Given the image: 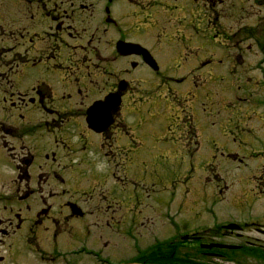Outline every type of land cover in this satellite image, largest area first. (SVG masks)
Returning <instances> with one entry per match:
<instances>
[{
  "label": "flooded vegetation",
  "instance_id": "flooded-vegetation-1",
  "mask_svg": "<svg viewBox=\"0 0 264 264\" xmlns=\"http://www.w3.org/2000/svg\"><path fill=\"white\" fill-rule=\"evenodd\" d=\"M167 2L0 0V149L10 164L0 183V264H111L101 248L117 245L113 234L102 235L113 226L132 239L130 261L264 264V209H239L224 219L206 210L209 222L199 236L172 232L164 242L152 234L150 245H137V226L147 229L148 210L158 212L161 195L152 199L155 209L140 193L123 195L117 178H127L133 164L135 132L152 147L168 137L135 124L136 105L162 101L166 82L186 79L167 73L185 65L191 80L205 70L203 98L221 110L256 98L263 87L252 82L250 73L260 68L252 69L249 57L264 53V0H185L171 8ZM173 60L176 67L165 69ZM183 96L195 97L191 84ZM189 115L185 126L195 135L203 124ZM169 137L166 145L181 147ZM37 151L44 154L39 168ZM167 211L160 215L166 224L160 221L171 226ZM84 236L99 241L89 245ZM210 243L229 248L196 251Z\"/></svg>",
  "mask_w": 264,
  "mask_h": 264
},
{
  "label": "rangeland",
  "instance_id": "rangeland-1",
  "mask_svg": "<svg viewBox=\"0 0 264 264\" xmlns=\"http://www.w3.org/2000/svg\"><path fill=\"white\" fill-rule=\"evenodd\" d=\"M184 2L185 0H168L167 4L171 8L176 5L180 6L182 5L181 3ZM256 11L257 9H254L251 13L258 19L261 14L258 15ZM159 59L165 63V56ZM257 60H259L258 63H256ZM249 61L251 62L252 69L255 67L264 71L263 52L256 58L249 57ZM186 68L187 65H185L182 70ZM255 71L251 72L250 76H252V73H255ZM256 74L257 73L254 75L255 77ZM184 86L185 84H182L180 87L182 88ZM203 91L204 88L202 89V93ZM255 97L256 99H253L255 101L250 97L247 99L248 102L237 104L230 109L238 116L230 118V121L236 124L234 120H236V118L240 119V127H244L245 129L244 137H237L238 143H236L230 135L228 136L229 138H226L224 131L219 126V124L222 123L218 121L220 115L223 114L220 112L221 108L217 103L210 104L214 102V99L211 100V102H207L203 97H199L194 103L195 113L194 111L190 113L191 115L198 116L203 121V136L200 138L201 143L197 151H194L195 148H192L189 150V154L186 151L181 154L180 148L178 151L176 148L166 145L169 144L170 139L172 141L174 140L170 137L166 139L168 142L162 140L152 147L148 137L138 138L140 137V131L134 133L136 139H134L133 143L137 145L134 146L132 150V155L134 156L133 164H131L127 178L124 177L126 176L124 174L117 178L116 188H118L123 195L128 192H130V194L140 193L147 204L155 209L157 206L153 204L152 199L157 195H161L162 199L161 205L158 206V212L155 210H148V217L150 220L146 224L147 229H145V227H143V229L139 227L138 229L137 226L135 238L137 239L136 242L140 249L151 244L152 234L156 235L154 238L158 240H165L172 232L184 235L194 232L199 236L200 233L197 232L199 230L198 228L205 226L209 222V215L206 214V210H212L218 215V219H224L227 213H232L239 209L244 212L248 211V209L255 212L264 209V194H262L263 199L258 198V201L254 203V198L251 194V178L261 169V165H264V158H254L250 155L254 153V151H264V87L259 85V93H257ZM260 97L263 98V101H261L263 105H259L258 107L255 102H258L256 100ZM204 103L208 104L206 105L205 112H203ZM169 108H173L172 104L163 99L157 104L155 103L151 108L149 104H143L139 111L140 113L134 115L135 112H131L132 121H134L135 124H140L142 130L149 131V128L153 127L158 129L159 134L163 133L164 131L162 128L167 123L166 111H168ZM184 108L185 107L182 109ZM253 108L254 112H252ZM204 114H206V116ZM184 116L186 118L188 115L184 114ZM254 116L255 118H253ZM225 121L226 119L223 122L225 123ZM230 127L233 126L231 125ZM232 130L236 131L234 129ZM163 135L167 137L166 132ZM243 139L245 140L244 142H246V146L239 144ZM214 141L216 142L214 145L218 148H222V150H219L216 154L214 153L213 147ZM41 144L42 143L38 142L37 145L39 148ZM189 147H194L193 141L189 142ZM31 151H34V149ZM228 154L237 156V158L233 160L226 156ZM6 155L7 153L0 149V183H6L8 180V176L5 172L9 169L10 164ZM215 155L217 156V163L219 165V175L224 181V184L229 187L225 196L221 199L222 201L212 205L215 199V194L213 192L215 188L212 187L211 184H208V182L206 183L205 178L206 175L210 174L212 176L213 174L210 173V170L207 168L206 171H204L203 166L211 162ZM43 160L44 154L41 151H37L35 161L38 168L39 166H44ZM215 171L216 169H214V173ZM119 172L121 173V171ZM204 172H206V174ZM56 174L62 175L59 170H56ZM175 176H177V182H175V178H173ZM171 178H173L171 183H175L173 186H166L165 180ZM130 179H133L137 185L128 184L124 186L123 184L130 181ZM214 181L215 180L212 179L211 183ZM163 182L167 189L163 186ZM263 182L264 181L255 183L258 184V190L263 189ZM218 184L220 187L223 186L221 181H218ZM171 193H174L172 197L173 201L169 203V194ZM42 197L45 198V195L42 194ZM38 198H40V196H38ZM166 210H168L167 219L170 222L169 225H171L169 228L168 224L165 226L166 222L164 216L163 218L160 216L163 215ZM119 218L120 215L118 214L116 219L118 220ZM160 220H163L165 224ZM122 225L120 229L124 233L125 230L123 229H127L129 224L127 226L125 224L123 228ZM118 230L119 229L116 230V226L112 228H103L102 235H107L109 233L113 234L115 238L114 242L117 243V245H114L110 250L101 248L104 251L103 255L109 256L108 261L111 262V264H116L118 261L122 260H128L130 257L136 255V251L131 244L132 239L129 236L118 233ZM127 230L125 232H127ZM72 240L75 241L78 240V238H73ZM80 241H86L87 244L94 245L99 240L84 236ZM119 241H122L123 244Z\"/></svg>",
  "mask_w": 264,
  "mask_h": 264
}]
</instances>
